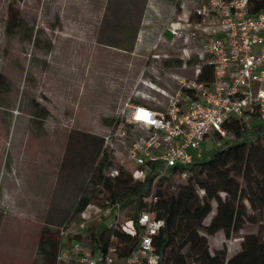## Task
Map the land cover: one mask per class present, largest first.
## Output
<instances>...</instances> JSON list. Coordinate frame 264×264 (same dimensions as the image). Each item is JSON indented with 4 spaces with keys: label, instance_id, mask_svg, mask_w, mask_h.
<instances>
[{
    "label": "rangeland",
    "instance_id": "obj_1",
    "mask_svg": "<svg viewBox=\"0 0 264 264\" xmlns=\"http://www.w3.org/2000/svg\"><path fill=\"white\" fill-rule=\"evenodd\" d=\"M180 1L0 0V264H54L61 244L69 245L60 227H76L85 210L81 198L97 192L91 177L99 157L92 166L76 158L90 141L101 142L108 154L105 174L118 165L134 169L104 136L117 129L128 102L163 107L165 98L142 81L163 87L172 73L194 75L197 48L185 67L181 42L159 37ZM243 122L252 127L256 121ZM187 183L175 174L171 189ZM197 193L204 196L201 188ZM246 203L240 231L207 235L211 253L225 249L229 259L248 235L264 238V209ZM134 205L123 206L120 221L134 217ZM217 205L214 201L205 224ZM106 224L87 222L90 246L93 233ZM44 232L57 243L52 258L39 249Z\"/></svg>",
    "mask_w": 264,
    "mask_h": 264
},
{
    "label": "built area",
    "instance_id": "obj_2",
    "mask_svg": "<svg viewBox=\"0 0 264 264\" xmlns=\"http://www.w3.org/2000/svg\"><path fill=\"white\" fill-rule=\"evenodd\" d=\"M159 37L170 44L181 42V63L185 67L197 48L194 75L172 73L163 87L142 81L165 98L163 107L128 102L117 129H109L104 136L113 153L134 167L131 171L135 178H145L143 167L156 165L151 172L150 194L145 198L148 208L140 211L136 220L122 222L121 203L102 207L89 204L76 227H60L62 240L70 243L61 244L55 264H160L155 237L164 220L158 219L151 208L159 199L156 190L160 182L173 168H177L176 174L188 178L186 169L205 158L209 144L211 150L220 145L219 136L226 135L225 124L232 118L250 120L257 112L264 120V8L252 14L249 0H181ZM154 57L159 59L160 55ZM203 64L212 67L210 81L200 77ZM142 93L157 100L151 92ZM117 173L116 168L111 170L112 176ZM94 218L105 219L110 229L119 228L137 237L130 253L120 254L114 234L105 249L90 246L84 230Z\"/></svg>",
    "mask_w": 264,
    "mask_h": 264
},
{
    "label": "trees",
    "instance_id": "obj_3",
    "mask_svg": "<svg viewBox=\"0 0 264 264\" xmlns=\"http://www.w3.org/2000/svg\"><path fill=\"white\" fill-rule=\"evenodd\" d=\"M15 2L11 4L12 7ZM263 8L264 0H249L250 13L256 14ZM17 12L18 8L11 13L8 20L10 25ZM200 77L205 81L212 79L211 65L203 64ZM252 119L256 121L252 127L239 118L227 121L226 135L219 136L220 145L210 151L208 158L196 161L186 169L189 172L188 183L181 186L179 191L171 189L177 168H173L167 176L166 185L160 183L157 187L159 199L151 208L158 219L164 220V226L155 237L160 264H264V238L255 234L248 235L242 249L229 259L225 249L211 253L207 239V235L220 230L227 234L240 231L246 220V202L254 209H264V120L257 112L253 113ZM76 154L77 159L89 166L94 165L99 157L91 177L97 192L81 198V209L89 204L102 207L119 202L123 207L134 202L135 215L132 218L136 220L138 213L148 208L145 198L150 194L153 181L151 172L156 165L149 169L143 167L146 171L143 179L135 178L124 165L111 167L105 174L108 154L102 152V144L96 140L90 141ZM113 168L118 170L114 176L111 175ZM198 188L204 191L201 198L197 193ZM222 195L225 197L222 198ZM214 201L218 204L216 213L210 223L205 224V219L213 211ZM44 234L39 249L52 258L57 243ZM112 234L116 236L115 244L122 256L129 254L138 241L137 237L106 225L101 231L93 233V246L105 249Z\"/></svg>",
    "mask_w": 264,
    "mask_h": 264
},
{
    "label": "crops",
    "instance_id": "obj_4",
    "mask_svg": "<svg viewBox=\"0 0 264 264\" xmlns=\"http://www.w3.org/2000/svg\"><path fill=\"white\" fill-rule=\"evenodd\" d=\"M165 29V28H164ZM169 31L168 30H166V34L168 33ZM170 33V32H169ZM171 34V33H170ZM60 248V247H59ZM56 258V257H55ZM54 264H55V262H54Z\"/></svg>",
    "mask_w": 264,
    "mask_h": 264
}]
</instances>
